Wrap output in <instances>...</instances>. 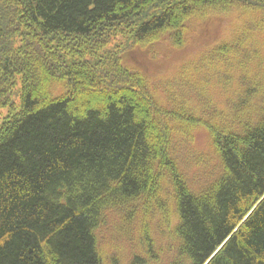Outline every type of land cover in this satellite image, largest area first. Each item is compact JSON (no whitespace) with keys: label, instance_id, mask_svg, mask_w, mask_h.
I'll use <instances>...</instances> for the list:
<instances>
[{"label":"trees","instance_id":"16d2710c","mask_svg":"<svg viewBox=\"0 0 264 264\" xmlns=\"http://www.w3.org/2000/svg\"><path fill=\"white\" fill-rule=\"evenodd\" d=\"M232 9L264 0H0V264H102L95 231L134 202L173 206L169 264H264V104L224 118L162 108L121 56L130 42L180 45L191 17ZM196 124L221 166L201 189L173 145Z\"/></svg>","mask_w":264,"mask_h":264},{"label":"rangeland","instance_id":"374dc122","mask_svg":"<svg viewBox=\"0 0 264 264\" xmlns=\"http://www.w3.org/2000/svg\"><path fill=\"white\" fill-rule=\"evenodd\" d=\"M184 35L180 45L166 38L130 42L121 55L124 65L148 78L162 108L181 104L203 117L219 113L224 118L237 112L241 100L264 104L263 10L232 9L191 17ZM224 42L236 44L227 57L204 60ZM5 113L0 111V120ZM185 129L177 127L174 132V150L189 185L201 189L220 173V162L206 126ZM134 203L132 209L130 204L103 216L95 231L101 263L131 264L138 257L143 264H169L178 247L173 206H162L163 214L162 208H151L150 203Z\"/></svg>","mask_w":264,"mask_h":264}]
</instances>
